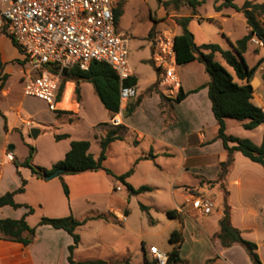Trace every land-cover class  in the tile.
I'll return each instance as SVG.
<instances>
[{"label":"crops","instance_id":"0c3cea01","mask_svg":"<svg viewBox=\"0 0 264 264\" xmlns=\"http://www.w3.org/2000/svg\"><path fill=\"white\" fill-rule=\"evenodd\" d=\"M4 37L6 36L0 35V42ZM0 51L5 62L4 72L7 73L6 64L14 59L9 61L5 59L1 45ZM193 65L199 66L201 70L205 69L204 64L197 60L182 65L177 64L176 66V74L180 82V87H182L184 92H189L182 101H175V94H165L167 98L163 101L160 92L153 90L146 93L142 91L139 94L142 96L141 101L131 115L125 117L122 110L119 113L123 121V139H125L126 133L130 134V131H133L135 134V143L140 144L145 139H148L149 142L148 149H143L142 154L134 157L132 162H130L131 167L128 170L133 168L134 171L126 179V182L134 188L142 185L152 187L151 191L141 194L152 191L160 192L164 188L163 185L152 183L149 180L135 185L131 177L135 175L141 162H149L162 155L173 156L175 151L180 152L182 157L177 169V176L172 178L169 185H167V189L170 190L173 197L172 202L161 206L166 213L168 210H176L177 217L180 219V224L177 227H173L174 229L181 228L183 233V243L180 248L182 261L180 264H206L209 260H211L212 264H241L242 262L239 257L241 254H244L243 261L245 264L246 262L253 264L241 244H234L230 247H224L222 245L220 239L217 237L220 231V213L215 217L216 220H213L216 227L211 233H207L193 220V215H196L195 210L184 202V192L186 189H192L193 186H202L203 180H218L221 172L220 163L227 159V152L224 149L223 141L217 138L218 125L212 110L208 87L203 86L198 91L191 92L195 88L206 84L210 79L206 78L203 82H194L187 75L178 73V69L191 68ZM69 83L73 85L71 94L72 106L64 110L71 111L72 113L68 115L79 117V121L76 123L70 122L64 117L57 118L54 114L51 122L55 126L54 135L51 136L54 147L49 151L51 159L47 164L48 168L65 157L71 148L72 140H89L91 142L89 151L95 156H99L101 152L100 140L107 133L108 129L111 128L109 126L98 125L103 122H108L111 115L95 93L93 85L88 82L80 83L81 101H75L72 104L76 83ZM86 89L89 92L90 98L106 111L107 118L92 122L90 124L91 131H88V134H82L79 130L80 126L77 123L84 117V108L82 107L86 103ZM9 96H12V90L6 87L0 90V97ZM148 99H153L152 107L146 106ZM142 108L145 109V115L142 116L144 122L139 124L135 122L134 118L140 114ZM12 110L15 112V119L9 125L6 114L0 109V154L5 160L2 162V165H5V162H7L15 174L17 173L16 165L21 161L17 160L16 155L12 151L13 159L11 160L7 157V153L10 152L8 151V132L18 129V126L21 124L28 126L25 124V121L30 119L33 120V125L28 127L33 128L43 123L39 120L35 121L33 118L35 116L38 117L37 111H32V114L29 113L30 111L27 112L29 116H32L30 119L23 116L22 102L13 107ZM5 125L8 127L7 131H5ZM229 126L230 122L227 119L226 132L228 134L242 138H250L257 145H260L263 140L264 123L254 129H245L246 132L244 133L236 134L232 133L233 131L229 129ZM207 129H211V134H207ZM259 131H261L260 135L257 134ZM41 134L42 130H40L39 136ZM55 134H69L70 136L57 141ZM117 141L123 140L112 142L108 149L112 148ZM154 142H158L160 146L158 148L154 147ZM142 156H146V158L137 161ZM112 171L116 174L126 172L120 170ZM20 172L23 178L27 180V185L24 192L15 195V200L19 203L33 206L35 212L41 210L42 216L57 218L73 215L78 219H84V216L86 218L104 216L102 218H93V220L89 219L86 224L76 229L81 240L73 253L75 264H155L151 256L149 258L145 251H140V257L133 259L131 249L127 244L116 247V255L112 258L94 259L83 258L81 256L84 252L82 229L85 226L92 225L91 223L103 221L121 234L125 231H133L130 220V204L133 199L131 195L135 194H131L130 191L129 195L120 194L118 191H123V188L117 189L120 186L115 187L113 179L105 171H86L79 174L64 175L63 181L69 188L68 196L64 192L63 182L59 177L51 180L38 178L26 166L21 167ZM181 176H183V179L178 181V177ZM224 184L229 192L232 203V206H230L232 213L231 217H229L230 222L233 226L241 229L243 236L247 239L249 237L246 236L245 231H253L255 233V237L249 238V240H254L257 243L258 252L264 264V258L262 256V249H264V169L261 164L250 160L241 152L237 151L234 153V161L225 175ZM20 186L21 177L18 175L15 185L1 191L0 196ZM176 186H182L183 189L176 188ZM178 191L181 192L179 193V197L181 199L183 198V202H180L176 198ZM139 205L141 206L142 203ZM236 205L241 206L244 217H256L257 220H237L234 213ZM184 206L188 207V209L184 210ZM11 209L18 210V215L11 218H20L26 212L25 207L15 209L6 205L0 207V213L14 211ZM182 211L183 213H181ZM188 211H192L191 215L188 214ZM31 215H27L26 217L28 223L31 226H37V235L31 244L24 246L19 242L4 240L1 238L0 232V264H68L70 255L69 246L74 242L73 236L64 229H56L48 224L38 225L42 216L38 220H31ZM107 215L112 220H106L105 217L107 218ZM177 217H169L170 223L174 222V219ZM0 218H6V216L0 214ZM174 229H171V232ZM187 231L188 233L190 232L191 236L188 237L186 234ZM200 234L204 235L205 239L200 238ZM93 239L104 243L106 237L100 229L94 232Z\"/></svg>","mask_w":264,"mask_h":264},{"label":"rangeland","instance_id":"374dc122","mask_svg":"<svg viewBox=\"0 0 264 264\" xmlns=\"http://www.w3.org/2000/svg\"><path fill=\"white\" fill-rule=\"evenodd\" d=\"M201 1V5L196 6V8H193L187 0H179L178 3L174 0L121 1L123 15L117 21V27L119 30L126 32L130 36L129 61L134 71L133 76L138 79V85H136V95L130 98L125 106H120V110L117 114H110L111 118L108 122L100 123L98 124L99 126L104 125L115 128L123 125V121L119 125H114L111 119L114 116L119 115L121 110L125 116L127 105L134 104L138 99L141 100L142 96L139 94L142 91L149 93L155 90L163 93L164 95H177L180 86L178 89H175L173 88V85L169 84L170 81L166 83L161 82L164 80V71L173 65L171 55H169L168 52L170 48V41L175 37V35L181 33L182 31L181 26L177 22L180 17L193 15L188 28L194 34L195 42L198 45L204 43H215L220 45L223 49L233 50L232 43H235L238 39L242 38L249 32L250 27L247 24L242 11H237L230 7H223L221 11H217L216 6L222 4L223 0ZM234 1L236 4L241 6L246 0ZM251 1L261 3L264 0ZM0 7H4L1 0ZM258 17L264 24V13L258 15ZM6 37H4L0 42L4 52V57L7 61L12 59L14 60L9 61L6 64V72L9 76L4 87L12 90V96L3 98L0 97V109L6 114L9 125H11L15 119V112L12 108L22 102L23 116L30 119L32 116H29L27 112L30 111L29 113L32 114V111H37L38 117L35 116L33 118L35 121L39 120L43 123L39 126L33 127L42 130V134L37 138H33L31 135L32 127L22 124L18 126V129L9 131L7 135L8 145H15L16 148L12 152L16 155L17 160L21 162L28 158L30 148L34 147L35 153L32 163L37 166L48 168L47 164L51 159L49 151L54 147L53 140L51 139V136L54 135L55 131V126L51 124L54 114L57 118L64 117L67 121H73L75 123L79 121V117L70 116L68 113H64L62 111H51L45 101L36 97L24 95L23 85L20 81V76L22 75L21 70L25 66L21 60L22 54L12 43L11 39H7L8 37ZM262 47L263 44L256 43L252 39L250 40L247 51L245 52V58L250 66L254 65L259 58L264 56V48ZM215 57L231 73H234L233 69L225 62L221 54L216 53ZM178 73L187 75L194 82H203L206 78L210 79L206 70H201L197 65H193L191 68H180L178 69ZM69 82L76 83L75 80H69L66 82L65 90L62 95V102L59 104L60 110H64L65 108L72 106L71 94L73 85ZM252 84L254 87L253 101L264 108V62L256 71ZM172 88L173 90H171ZM85 93L87 94L86 103H84L82 107L84 108V117L79 123H77V125L80 126L79 130L82 134H88V131H91L90 124L92 122L107 118L106 111L90 98L87 89L85 90ZM75 101L79 102L76 95H73L72 104H74ZM146 106L152 107L153 99H148ZM144 115L145 109L142 108L140 114L134 118L135 122L139 124L143 123L144 121L142 116ZM30 121L33 120L30 119ZM229 122V129L233 131L232 133L236 134L246 132V130L242 127V123L239 121L229 119ZM7 130L8 127L6 126L5 131ZM206 131L208 135L211 134V129H207ZM257 134L260 135L261 131L257 132ZM134 139L135 134L133 131H130V134L126 133L123 141L115 142L114 146L107 151V160L104 162V166L114 171H127L131 167L130 162H132V159L141 155L143 149L146 150L149 147L148 139H145L140 144L135 143ZM153 145L156 148L160 146L158 142H154ZM181 157V153L175 151L173 156L162 155L155 160L140 163L137 172L133 177H131L132 182L135 185H139L140 183H143V181L149 180L152 183L163 185L164 188H162L160 192L152 191L146 194L131 195L133 199L130 204V220L133 231H125L121 234L103 221H97L91 223L92 225L83 227L82 233L84 237V252L81 255L83 258H112L115 257L117 252V249L115 248L126 244L131 249V256L133 259L140 257V251H145L148 257L151 256L149 253L151 245L156 246L163 252H169L170 247H172L169 242L171 229H174L173 227H177L180 224V219L177 217L174 219V222L170 223L169 216L163 208H161V206L172 202L173 197L170 190L167 189V185H169L172 178L177 176V169ZM3 161L5 160L0 154V192L7 187H13L15 185L16 177L18 176L17 173L14 174L13 169L9 164H7V162H5V165H2ZM183 176L178 177V181H181ZM111 178L115 183V187L120 186V188H123V191H118L120 194L123 193L129 195L126 183L116 180L112 176ZM224 180L225 177L222 180H203L202 186H193L192 188L198 193L210 198L215 204L211 215H201L197 211H195L196 215H193V220H195L207 233H211V231L216 227L213 220H216L215 217L219 213L221 214V219L225 216L226 212H229V217L232 215L230 207L232 206L231 198L224 184ZM210 181L215 182L211 183ZM217 185L218 187H216ZM176 188L183 189L182 186H176ZM179 193L181 192L178 191L176 198L177 200H180V202H183V198L181 199V197H179ZM140 203L144 204L147 208L143 209L139 205ZM186 209H188V207L184 206V210ZM242 210L241 206H235L234 213L237 220H257L256 217H244ZM191 212L192 211H188V214L191 215ZM181 213H183V211ZM0 214L6 217H15L18 215V210ZM41 216V210H38L31 215V220H38ZM83 218H86V216ZM105 219L112 220V218L108 215ZM181 220L183 219L181 218ZM100 229L106 237L104 243L93 239L94 232ZM186 234L188 237L191 236L188 231ZM245 234L249 238L255 237V233L253 231H245ZM200 238L205 239V236L200 234ZM245 253H247V251ZM241 256H239L240 261L242 262L241 264H245L243 261L244 254H241ZM262 256L264 258V249H262ZM261 260L263 262L262 258ZM246 264L248 263L246 262Z\"/></svg>","mask_w":264,"mask_h":264},{"label":"trees","instance_id":"16d2710c","mask_svg":"<svg viewBox=\"0 0 264 264\" xmlns=\"http://www.w3.org/2000/svg\"><path fill=\"white\" fill-rule=\"evenodd\" d=\"M174 1L176 3L179 2V0ZM187 1L193 8H196V6L201 5L202 3L201 0ZM223 7H230L237 11H242L247 24L250 27V30L246 35L238 39L235 43H232L233 50L223 49L220 45L215 43L198 45L195 42L194 34L188 28L193 15L183 16L177 20L182 31L175 35L173 45L175 59L178 65L197 60L204 64L205 70L210 76V80L206 84L195 88L191 92H196L203 86L208 87L212 110L218 125L217 138L223 141L224 149L227 152V159L220 163L221 172L219 174V179L221 180L225 177L230 165L233 163L234 153L237 151L241 152L250 160L261 164L264 169V137L261 144L257 145L250 138H242L226 132L227 119L239 121L242 123V127L248 130L254 129L264 123V109L253 101L254 87L252 84L256 71L264 62V56L259 58L252 66L247 63L245 58V52L247 51L248 44L252 37L256 36L263 43L264 47V24L258 17V15L264 13V1L259 3L246 0L241 6H239L234 0H223L222 4L216 6V10L221 11ZM114 12L116 21H118L123 15L121 2L117 4ZM0 35H5L10 38L20 53L22 52L21 48L16 41H14L6 28L0 31ZM216 53L221 54L225 62L233 69L234 73H231L216 59ZM4 68L5 62L3 61L2 53L0 51V90L4 88L9 76L8 73L4 72ZM69 80L76 81L74 95H76L79 102L81 101L80 83L88 82L93 85L95 93L101 100L105 109L111 115H115L119 112L121 80L116 71L109 64L95 61L91 64L88 70H81L78 67L64 69L61 77V87L58 100H61L66 82ZM137 82V77L131 76L124 81V84L126 86H136ZM188 93L189 92H184L182 87H180L175 97V101H182L186 98ZM160 95L162 100L167 98L163 93H160ZM140 101L141 100L138 99L134 104H128L125 116L131 115L139 105ZM57 111H62L68 114L72 113L71 111L60 109ZM122 128V125L110 128L107 133L102 136L100 140L101 152L99 156H95L89 151L91 146L89 140H72L71 148L66 153L65 157L55 162L50 168L37 166L32 163L35 148L31 147L28 158L16 165V172L21 177V186L15 190L7 191L0 196V207L6 205L15 209L25 207L26 212L20 218H0L1 238L4 240L19 242L24 246H27L31 244L36 237L37 226H31L26 219L27 215L35 212V208L31 205L19 203L15 200V195L24 192L27 185V180L21 175V167H29L33 174L41 179H46V176L49 174L57 173V177L63 182V189L67 196L69 195V188L63 181L64 175L98 170H103L116 180L126 183L131 194H141L151 191L152 187L148 185L134 188L126 182V179L133 173V168L122 174H116L104 166L110 144L116 140H123L124 138L122 135ZM69 136V134H55V139L58 141ZM144 158H146V156L140 157L137 161ZM210 182L212 183L215 181ZM141 207L143 209L147 208L143 204ZM167 215L170 218H175L177 217V212L176 210H168ZM102 217L104 216L101 215L78 219L73 215L57 218L42 216L38 225L48 224L56 229H64L73 236L74 242L69 246L70 255L68 264H75L76 262L73 259V253L81 240L76 229L79 226L86 224L89 219ZM217 237L220 239L224 247L241 244L247 251L253 264H263L258 253L257 243L245 238L242 234V230L231 224L229 212H226L225 216L220 220V231L218 232ZM169 242L172 245V248L168 252V264H180L182 261L180 248L183 243V233L181 228H176L171 232ZM206 264H212L211 260Z\"/></svg>","mask_w":264,"mask_h":264},{"label":"built area","instance_id":"2783aa9c","mask_svg":"<svg viewBox=\"0 0 264 264\" xmlns=\"http://www.w3.org/2000/svg\"><path fill=\"white\" fill-rule=\"evenodd\" d=\"M121 1L1 0L4 7H0V31L6 28L22 50L24 94L45 101L51 111H57L62 102L58 95L63 70H88L98 61L109 64L118 74L120 106H125L136 95V86L124 84L134 71L129 61L130 36L118 29L115 18V7ZM252 40L263 44L256 36ZM173 45L174 38L168 52L173 65L164 71L161 83L170 81L178 89ZM111 121L119 125L122 118L116 115ZM25 123L33 125L30 120ZM7 157L12 160V152ZM184 202L201 215L211 214L215 207L210 198L191 188L185 190ZM149 253L155 264H168V253L156 246H151Z\"/></svg>","mask_w":264,"mask_h":264},{"label":"water","instance_id":"95a60500","mask_svg":"<svg viewBox=\"0 0 264 264\" xmlns=\"http://www.w3.org/2000/svg\"><path fill=\"white\" fill-rule=\"evenodd\" d=\"M39 134H40V129H38V128H32L31 129V135L33 138H37L39 136ZM14 148H15V145H13V144H10L8 146V150H10V151H13ZM56 177H57V173H52V174L47 175L46 179L51 180V179H54Z\"/></svg>","mask_w":264,"mask_h":264}]
</instances>
